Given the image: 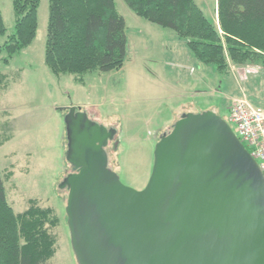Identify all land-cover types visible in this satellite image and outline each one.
Here are the masks:
<instances>
[{
  "label": "rangeland",
  "instance_id": "1",
  "mask_svg": "<svg viewBox=\"0 0 264 264\" xmlns=\"http://www.w3.org/2000/svg\"><path fill=\"white\" fill-rule=\"evenodd\" d=\"M216 1L194 0L215 24ZM115 4L127 40L120 69L87 73L81 82L73 75H53L44 63L48 0H40L33 42L7 66L0 65L9 83L0 87V123L11 138L0 147V172L12 174L4 183L5 196L16 214L29 200L52 209L58 223L51 234L57 241L48 264H76L65 215L68 191L61 188L72 172L65 125L71 109L115 132L105 147L107 166L122 185L141 191L151 174L156 144L182 115L211 112L235 134L228 123L232 100L244 92L254 106L264 99V79H254L264 75L262 65L229 63L228 73L220 75L213 65L195 60L172 30L136 16L122 0ZM0 12L6 30L0 35L2 44L13 33L11 0H0ZM247 67L255 73L242 82Z\"/></svg>",
  "mask_w": 264,
  "mask_h": 264
},
{
  "label": "water",
  "instance_id": "2",
  "mask_svg": "<svg viewBox=\"0 0 264 264\" xmlns=\"http://www.w3.org/2000/svg\"><path fill=\"white\" fill-rule=\"evenodd\" d=\"M65 125L76 264H264V179L215 114H184L161 136L141 191L107 166L113 130L74 109Z\"/></svg>",
  "mask_w": 264,
  "mask_h": 264
},
{
  "label": "trees",
  "instance_id": "3",
  "mask_svg": "<svg viewBox=\"0 0 264 264\" xmlns=\"http://www.w3.org/2000/svg\"><path fill=\"white\" fill-rule=\"evenodd\" d=\"M122 1L136 16L172 30L195 60L213 65L220 75L228 73L229 63L264 67V0H217V24L194 0ZM39 3L11 0L13 33L0 44V65L7 66L33 42ZM0 35H6L1 12ZM126 41L114 0H48L44 63L53 75H73L81 82L87 73L118 70L126 58ZM8 84L0 72V87ZM7 131L0 123V147L11 139ZM11 177L0 172V264H48L56 252L51 230L58 220L36 200L14 213L4 187Z\"/></svg>",
  "mask_w": 264,
  "mask_h": 264
},
{
  "label": "built area",
  "instance_id": "4",
  "mask_svg": "<svg viewBox=\"0 0 264 264\" xmlns=\"http://www.w3.org/2000/svg\"><path fill=\"white\" fill-rule=\"evenodd\" d=\"M243 77L254 72L251 67L242 69ZM260 92L264 94V84L261 85ZM264 98V95H262ZM247 94L244 92L240 97L232 100L228 109V123L235 129V135L248 149L250 156L256 161L262 177L264 179V99L260 100L257 106L249 102Z\"/></svg>",
  "mask_w": 264,
  "mask_h": 264
},
{
  "label": "flooded vegetation",
  "instance_id": "5",
  "mask_svg": "<svg viewBox=\"0 0 264 264\" xmlns=\"http://www.w3.org/2000/svg\"><path fill=\"white\" fill-rule=\"evenodd\" d=\"M71 170H72V172H71L69 175H72V174L76 173V171H74L73 168H71ZM69 175H68V176H69ZM68 176H67V177H68ZM65 189H66V188H65Z\"/></svg>",
  "mask_w": 264,
  "mask_h": 264
},
{
  "label": "crops",
  "instance_id": "6",
  "mask_svg": "<svg viewBox=\"0 0 264 264\" xmlns=\"http://www.w3.org/2000/svg\"><path fill=\"white\" fill-rule=\"evenodd\" d=\"M114 2H115V0H114ZM264 74V73H263ZM262 74V75H263ZM254 79H264V75L263 76H260L259 78H254Z\"/></svg>",
  "mask_w": 264,
  "mask_h": 264
}]
</instances>
